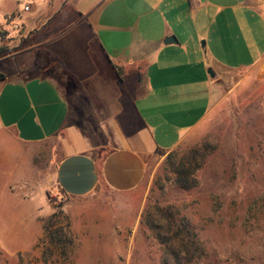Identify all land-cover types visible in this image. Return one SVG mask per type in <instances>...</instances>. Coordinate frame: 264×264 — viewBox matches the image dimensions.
Wrapping results in <instances>:
<instances>
[{
    "label": "crops",
    "instance_id": "obj_1",
    "mask_svg": "<svg viewBox=\"0 0 264 264\" xmlns=\"http://www.w3.org/2000/svg\"><path fill=\"white\" fill-rule=\"evenodd\" d=\"M81 4L0 0V264H56L28 226L23 199L46 196L15 182L29 166L15 143L59 140L50 182L65 199L138 196L213 94L264 60V0Z\"/></svg>",
    "mask_w": 264,
    "mask_h": 264
},
{
    "label": "rangeland",
    "instance_id": "obj_2",
    "mask_svg": "<svg viewBox=\"0 0 264 264\" xmlns=\"http://www.w3.org/2000/svg\"><path fill=\"white\" fill-rule=\"evenodd\" d=\"M235 78L236 86L213 94L207 116L188 137L150 167L138 196L65 199L50 182L59 140L15 143L29 161L28 172L15 168V182L28 179L22 193L46 196L23 199L28 226L43 231L37 244L45 262L163 264L164 246L149 224L166 226L167 214L178 210L174 221L184 218L204 251L191 264H264V60ZM179 163L192 169L195 186L176 183Z\"/></svg>",
    "mask_w": 264,
    "mask_h": 264
},
{
    "label": "trees",
    "instance_id": "obj_3",
    "mask_svg": "<svg viewBox=\"0 0 264 264\" xmlns=\"http://www.w3.org/2000/svg\"><path fill=\"white\" fill-rule=\"evenodd\" d=\"M4 48H0V52H4ZM176 183L183 189L195 186L196 181L191 183L189 176L192 169L189 170L181 163L175 168ZM178 210L169 212L168 217L172 219L168 221L166 226L156 227L149 224L150 229L154 232L155 237L164 246L163 264H191L196 258L203 256V248L197 241L196 235L189 228V223L184 218L179 222L174 221V215H178ZM163 231L164 233H162ZM180 241V245L176 246L173 241Z\"/></svg>",
    "mask_w": 264,
    "mask_h": 264
},
{
    "label": "water",
    "instance_id": "obj_4",
    "mask_svg": "<svg viewBox=\"0 0 264 264\" xmlns=\"http://www.w3.org/2000/svg\"><path fill=\"white\" fill-rule=\"evenodd\" d=\"M170 40H171V38L166 39V40H165V43H166V42H169ZM208 73L211 74L210 71H208Z\"/></svg>",
    "mask_w": 264,
    "mask_h": 264
},
{
    "label": "built area",
    "instance_id": "obj_5",
    "mask_svg": "<svg viewBox=\"0 0 264 264\" xmlns=\"http://www.w3.org/2000/svg\"><path fill=\"white\" fill-rule=\"evenodd\" d=\"M28 8L27 7H24V10H27Z\"/></svg>",
    "mask_w": 264,
    "mask_h": 264
}]
</instances>
